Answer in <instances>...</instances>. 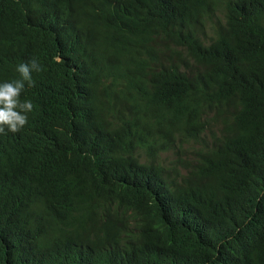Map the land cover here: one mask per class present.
Wrapping results in <instances>:
<instances>
[{
  "label": "trees",
  "instance_id": "16d2710c",
  "mask_svg": "<svg viewBox=\"0 0 264 264\" xmlns=\"http://www.w3.org/2000/svg\"><path fill=\"white\" fill-rule=\"evenodd\" d=\"M32 59L0 264H264V0H0V83Z\"/></svg>",
  "mask_w": 264,
  "mask_h": 264
},
{
  "label": "clouds",
  "instance_id": "9594fccd",
  "mask_svg": "<svg viewBox=\"0 0 264 264\" xmlns=\"http://www.w3.org/2000/svg\"><path fill=\"white\" fill-rule=\"evenodd\" d=\"M16 71L19 73L18 79L0 83V134L5 133V129L11 133L20 132L28 123V113L34 108L31 100L21 101L20 96L26 84L28 87L34 86L31 73L42 71V67L32 59L19 64Z\"/></svg>",
  "mask_w": 264,
  "mask_h": 264
},
{
  "label": "rangeland",
  "instance_id": "374dc122",
  "mask_svg": "<svg viewBox=\"0 0 264 264\" xmlns=\"http://www.w3.org/2000/svg\"><path fill=\"white\" fill-rule=\"evenodd\" d=\"M216 21H217V18H213L211 21L207 20V22L205 23V26L201 30L200 35L207 42L210 41L214 37V26H215ZM176 157H177V154L175 151L166 152L162 155V162H164L167 166L171 167L174 164Z\"/></svg>",
  "mask_w": 264,
  "mask_h": 264
}]
</instances>
